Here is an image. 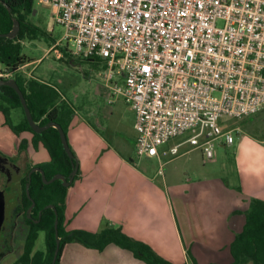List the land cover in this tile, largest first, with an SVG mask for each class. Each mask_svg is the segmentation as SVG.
Listing matches in <instances>:
<instances>
[{
	"label": "built area",
	"instance_id": "2783aa9c",
	"mask_svg": "<svg viewBox=\"0 0 264 264\" xmlns=\"http://www.w3.org/2000/svg\"><path fill=\"white\" fill-rule=\"evenodd\" d=\"M38 2L52 8L71 55L105 64L108 103L133 113L139 159L193 130L169 155L186 144L213 161L218 144L234 141L225 119L264 108V0Z\"/></svg>",
	"mask_w": 264,
	"mask_h": 264
},
{
	"label": "rangeland",
	"instance_id": "374dc122",
	"mask_svg": "<svg viewBox=\"0 0 264 264\" xmlns=\"http://www.w3.org/2000/svg\"><path fill=\"white\" fill-rule=\"evenodd\" d=\"M34 10L33 15L29 16L30 22L48 33L54 42L24 41L22 43L23 53L31 59V62L19 67L13 74L3 73L0 65V78L13 79L14 75H22L24 79H39L57 88L63 104L72 111L70 118L72 125L68 127L66 133L68 145L74 156L75 153L80 155L82 162L88 159L87 153L90 147H94L96 153H93L92 160L101 164L105 172L109 173L108 175H110L109 168H112L116 175L119 171L123 175H134L127 166L119 169L120 160L123 159L126 164L132 160L143 174L155 176V187L160 190L158 185H162L161 196L164 195L172 203L184 245L183 248L179 246L175 237L167 238L166 241L170 246L156 249L160 252L156 254L153 251L156 255H160L159 257L171 264H180L183 262L184 249L188 260H192L190 264H193L197 256L203 264L206 262L232 264L233 258L229 247L215 253L214 251L207 252L209 248L206 246L208 242L211 245L219 235L220 230L215 232V229H218V225L222 226L221 222L226 210L224 203L233 196L232 193H235L237 188L232 149L218 144L213 161H204L199 150H193L178 157L170 156L168 149L188 138L193 133L192 130L159 147L163 151L160 154L161 165L156 159L137 158L134 149L136 133L133 129V113L121 99L108 103L110 94L102 83V76L106 70L105 64L86 62L71 55L73 43L63 40V29L52 20V8L35 0ZM217 25L221 26V23ZM62 50L68 57L62 55ZM10 115L14 124L22 120L19 109L11 111ZM82 118L92 122L101 135L102 143L90 137L85 124L79 121ZM235 126H238L236 120L225 119L222 128H234ZM235 134L234 131L233 136ZM108 146L111 147L112 152L108 151L110 149L107 148ZM186 150H189V146L183 144L179 152L183 153ZM23 174L22 171L21 175ZM18 189L19 184L15 183L13 190ZM201 211L205 216L204 219L200 214ZM235 218L238 219L237 216ZM202 220L206 222L202 223ZM212 222L214 230L204 226L205 223L211 225ZM19 223L13 239L14 250H12L14 252L5 256L4 261L0 260V264H11L20 254L27 229L22 222ZM234 225L237 226L238 223ZM191 238H194L192 244L189 241ZM33 250L44 251L42 232L38 233Z\"/></svg>",
	"mask_w": 264,
	"mask_h": 264
},
{
	"label": "crops",
	"instance_id": "0c3cea01",
	"mask_svg": "<svg viewBox=\"0 0 264 264\" xmlns=\"http://www.w3.org/2000/svg\"><path fill=\"white\" fill-rule=\"evenodd\" d=\"M79 121L85 124L90 137L102 143L101 135L91 121L84 118ZM236 121L238 126L232 127L236 130L233 143L230 145L223 143L222 145L224 148L232 149L237 188L235 193H232L233 196L224 203L226 210L221 222L222 226L218 225V229H215L213 222L211 225L204 224L205 227L215 229V232L220 230L212 244L210 245V242L206 244L209 248L207 252L217 253L228 248L234 234L239 233L243 227V213L248 208L250 200L264 202V108L255 115ZM71 122L69 127L72 125ZM21 139L27 141L26 151L35 163L49 161L48 153L42 145L39 144L34 150L29 133H21L18 137L14 135L4 124V117L0 112V166L7 158L16 155ZM107 148H110L108 151L112 152L111 147ZM158 152L159 157L152 159H156L157 163L161 165L160 154L163 151L159 149ZM189 152L191 151L186 150L184 154ZM93 153H96V150L94 147H90L87 153L88 159L83 162L80 155L75 153L78 176L69 185L66 192L65 230L98 233L105 228H120L127 237L146 244L158 254L160 252L156 249L170 246L166 241L167 238L175 237L178 245L183 248L172 203L164 195L161 196L162 185H158L161 191L155 187V176L143 174L136 167V163L129 160V164H126L123 159L120 160L119 169L127 166L134 175H123L120 171L116 175L112 168H109L110 175H108L109 173L105 172L101 164L92 160ZM200 214L204 219L202 211ZM236 216L238 219L235 218ZM204 222L206 221L202 220V223ZM236 222L237 226L234 225ZM223 225L225 226L223 227ZM189 241L192 244L194 238ZM182 255L183 262L180 264L192 262L191 259L188 260L184 249ZM194 263L203 264L198 256L194 258ZM58 264L145 263L136 259L130 252L114 245H108L102 251H97L71 242L63 247Z\"/></svg>",
	"mask_w": 264,
	"mask_h": 264
},
{
	"label": "trees",
	"instance_id": "16d2710c",
	"mask_svg": "<svg viewBox=\"0 0 264 264\" xmlns=\"http://www.w3.org/2000/svg\"><path fill=\"white\" fill-rule=\"evenodd\" d=\"M34 1L0 0V35L11 31L14 19L19 24L18 33L14 38L0 37V65L5 74H13L19 67L31 62V59L23 53L22 43L24 41L54 42L48 33L29 20V16H32L35 11ZM62 55L68 57L63 50ZM86 62L94 63L91 60H86ZM13 80L22 92L34 123L44 126L49 122H55L61 126L66 136L72 111L63 104L57 88L39 79H24L22 75H14ZM18 109L21 111L22 120L14 124L10 112ZM0 112L4 117V124L14 135L18 137L21 133H29L33 148L36 150L37 146L41 144L46 150L49 161L39 164L38 167L42 170L47 181L57 174L62 175L65 179L68 178L72 166L77 163V160L74 154V159H68L56 129L49 128L39 134L34 133L25 119L18 95L9 87H0ZM26 148L27 141L21 139L17 153H25ZM77 176L78 171L73 182ZM66 192L67 187H64L60 180L44 184L40 174L33 173L31 175L28 194L35 204L34 216L38 211H41L42 215L37 224L27 221L29 231L23 254L14 264H51L57 239L59 245L55 264H58L65 244L71 242L97 251H102L108 245H114L130 252L145 264H171L156 255L146 244L127 237L120 228H105L98 233L81 230L66 231L64 217ZM23 202L25 209L31 204L25 195ZM50 206L52 209L49 208ZM54 212H56V216ZM243 214L244 225L229 246L233 258L232 264H264V202L250 200L248 208ZM55 218H57V237H55L54 231ZM39 232L44 234V251L33 253L34 243Z\"/></svg>",
	"mask_w": 264,
	"mask_h": 264
},
{
	"label": "flooded vegetation",
	"instance_id": "af4514ba",
	"mask_svg": "<svg viewBox=\"0 0 264 264\" xmlns=\"http://www.w3.org/2000/svg\"><path fill=\"white\" fill-rule=\"evenodd\" d=\"M31 160H33V158H31L29 154L27 153V151H25V153H21V154L16 153V155H12L11 157L7 158V160L4 161L0 166V181L3 180L2 185L4 189L3 196L1 195L0 197V211H2L1 216H0V260L4 258L6 255L8 254L10 255V252L14 250L13 249V246H14L13 239H14L15 231H17L18 229L17 227L20 225L19 222H22V224L26 226V229H27L26 237H27V234L29 231V226H28L29 224L27 223V221L31 224H37L42 215V212L38 211L37 215L34 216L33 209L35 207V204L31 200L30 196L28 197L26 194V185L30 183V181L28 180V174L33 169H40L38 165L41 164V163H35L34 161H31ZM22 171L24 172L23 176L21 175ZM33 173L40 174L37 171H33L31 175ZM30 179H31V176H30ZM41 180H42V177H41ZM15 183L19 184V189L16 191L13 190V185ZM24 195L31 202L30 206H28L26 209L25 207H23L24 206V202H23ZM32 203H33V206H32ZM51 207L52 206H50L49 208ZM26 237H25V240H26ZM24 244H25V241H24ZM24 244L20 249V254L11 264H14L23 254ZM35 252H39V251L33 250V253Z\"/></svg>",
	"mask_w": 264,
	"mask_h": 264
},
{
	"label": "water",
	"instance_id": "95a60500",
	"mask_svg": "<svg viewBox=\"0 0 264 264\" xmlns=\"http://www.w3.org/2000/svg\"><path fill=\"white\" fill-rule=\"evenodd\" d=\"M33 13H34V11H33ZM18 30H19V24L14 19L11 31L8 32L7 34L0 35V37H4V38H7V39H12V38H14L17 35ZM2 86L9 87V88L13 89L15 91V93L18 95L19 101H20V104H21V107H22V110H23V113H24V116H25V119H26L29 127L31 128V130L34 133L39 134V133H41V132H43V131H45V130H47L49 128L56 129L58 131V133H59L60 142H61L63 151L67 155L68 159H74V156H73L72 151H71V149H70V147L68 145L66 136H65L64 131L61 128V126L58 125L55 122H49V123H47L44 126H39L36 123H34V121L32 120L30 111H29V109H28V107L26 105L25 99H24V97L22 95V92L20 91V89L17 86L16 82L13 79L4 80V79L0 78V87H2ZM77 169H78V167H77V163H76V164H74L72 166V171H71L70 175L68 176V179H65L62 175L57 174V175H54V177L51 178L49 181H47L45 179V176H44L42 170L33 169L28 174V180L30 181L31 173L33 171H37V172H39L41 174L42 181H43L44 184H49V183H51V182H53L55 180H60L64 187H69V185L73 182V179H74V176H75V174L77 172ZM2 181H0V184H1L0 185V197H1V195L3 196V193H4ZM28 187H29V184L26 185V194L29 197V195H28ZM32 206H33V203H32ZM1 212L2 211H0V216H1ZM54 213H55V216H56V212H54ZM54 231H55V237H57V218H55V221H54ZM58 245H59V240L57 239L56 240V248H55V251H54V254H53V258H52L51 264H55L56 256H57V252H58Z\"/></svg>",
	"mask_w": 264,
	"mask_h": 264
}]
</instances>
